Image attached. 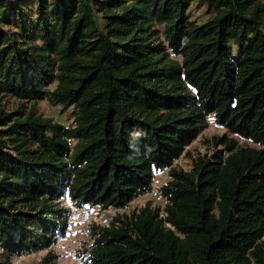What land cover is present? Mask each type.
I'll return each instance as SVG.
<instances>
[{"label": "trees", "instance_id": "trees-1", "mask_svg": "<svg viewBox=\"0 0 264 264\" xmlns=\"http://www.w3.org/2000/svg\"><path fill=\"white\" fill-rule=\"evenodd\" d=\"M4 98L0 264L50 248L70 205L123 210L163 171L164 210L94 227L90 264H264V0H0ZM43 100L72 124L27 109ZM211 119L228 134L177 168Z\"/></svg>", "mask_w": 264, "mask_h": 264}, {"label": "rangeland", "instance_id": "rangeland-1", "mask_svg": "<svg viewBox=\"0 0 264 264\" xmlns=\"http://www.w3.org/2000/svg\"><path fill=\"white\" fill-rule=\"evenodd\" d=\"M203 10H192L193 19L202 21ZM1 107L7 111L16 108L18 102L13 98L0 100ZM35 109L37 116L50 119L63 127H69L73 121V108L55 106L48 100L27 104V109ZM227 131L214 122H209V127L189 145L185 153L174 163L177 168L189 170L192 160L199 156L211 155L215 150L213 138L227 135ZM239 142L244 143L241 139ZM253 146L252 142L246 143ZM168 171L156 173L154 176L152 192L136 198L123 210L112 207L103 209L101 207H73L70 205L71 213L68 220V228L62 236L48 249L29 253L24 257L11 260V264H90L89 250L93 243V228L106 227L115 218L128 215L149 205L151 208H159L161 211L166 207V200L160 194V188L168 182Z\"/></svg>", "mask_w": 264, "mask_h": 264}]
</instances>
